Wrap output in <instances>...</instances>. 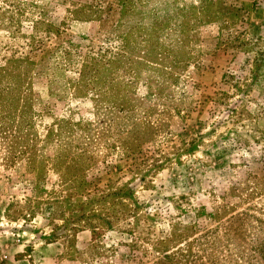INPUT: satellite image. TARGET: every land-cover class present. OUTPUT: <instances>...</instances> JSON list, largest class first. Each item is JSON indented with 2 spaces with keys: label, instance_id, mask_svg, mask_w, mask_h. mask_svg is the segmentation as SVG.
Masks as SVG:
<instances>
[{
  "label": "rangeland",
  "instance_id": "rangeland-1",
  "mask_svg": "<svg viewBox=\"0 0 264 264\" xmlns=\"http://www.w3.org/2000/svg\"><path fill=\"white\" fill-rule=\"evenodd\" d=\"M0 264H264V0H0Z\"/></svg>",
  "mask_w": 264,
  "mask_h": 264
},
{
  "label": "built area",
  "instance_id": "built-area-1",
  "mask_svg": "<svg viewBox=\"0 0 264 264\" xmlns=\"http://www.w3.org/2000/svg\"><path fill=\"white\" fill-rule=\"evenodd\" d=\"M4 251L2 250V248L0 247V257L6 258L7 254L3 253Z\"/></svg>",
  "mask_w": 264,
  "mask_h": 264
}]
</instances>
